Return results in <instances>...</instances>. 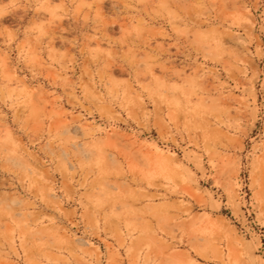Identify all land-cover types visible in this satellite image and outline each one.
I'll use <instances>...</instances> for the list:
<instances>
[{
	"label": "rangeland",
	"instance_id": "1",
	"mask_svg": "<svg viewBox=\"0 0 264 264\" xmlns=\"http://www.w3.org/2000/svg\"><path fill=\"white\" fill-rule=\"evenodd\" d=\"M59 2L0 29V264H264V0Z\"/></svg>",
	"mask_w": 264,
	"mask_h": 264
},
{
	"label": "snow or ice",
	"instance_id": "2",
	"mask_svg": "<svg viewBox=\"0 0 264 264\" xmlns=\"http://www.w3.org/2000/svg\"><path fill=\"white\" fill-rule=\"evenodd\" d=\"M59 0H41L36 4L28 0H12L0 5V29L9 38L20 30L24 33L43 32L54 20L63 18Z\"/></svg>",
	"mask_w": 264,
	"mask_h": 264
}]
</instances>
